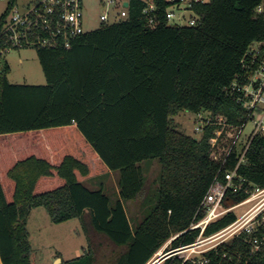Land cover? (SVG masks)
Returning <instances> with one entry per match:
<instances>
[{"label":"trees","instance_id":"1","mask_svg":"<svg viewBox=\"0 0 264 264\" xmlns=\"http://www.w3.org/2000/svg\"><path fill=\"white\" fill-rule=\"evenodd\" d=\"M17 1L9 0L1 23ZM261 1L212 0L198 6L199 26L151 27L143 2L131 0L121 22L69 48H35L45 84L12 83L9 65H0V264H32L28 221L40 206L55 223L77 218L86 236L84 253L62 264H147L174 235L165 251L195 240L199 231L186 230L230 141L212 146L214 124L195 137L172 120L182 111L233 123L245 115L225 88L250 44L264 39V18L254 13ZM254 146L240 172L264 186V137ZM154 159L161 170L150 188L143 163ZM234 162L235 155L226 167ZM110 171L119 172V191L86 184ZM245 197L231 193L224 202ZM139 200L133 215L126 204ZM248 264H264V254Z\"/></svg>","mask_w":264,"mask_h":264},{"label":"built area","instance_id":"2","mask_svg":"<svg viewBox=\"0 0 264 264\" xmlns=\"http://www.w3.org/2000/svg\"><path fill=\"white\" fill-rule=\"evenodd\" d=\"M140 1L151 27L163 22L168 26L182 27L199 26L202 15L197 8L212 0ZM130 2L97 0V5L102 8L97 28L125 20L129 16ZM85 9V0H31L23 7L17 2L4 22H0V63L13 49L69 48L74 39L91 31L84 28ZM254 13L264 18V0L255 7ZM240 64V73L225 91L244 108L245 115L233 123L223 114H197V133L208 125L215 126L214 136L210 139L212 146L222 137L230 141L220 168L186 230H198L199 233L192 243L165 251L179 234L174 235L147 264H161L174 255L181 259V264H211V252L214 253V264H248L250 257L264 254V186L250 181L240 172V167L248 163L249 154L256 152V139L264 137V39L250 44ZM249 124L252 127L247 130ZM233 155L234 165L227 168ZM231 193H243L246 197L233 205H226L225 198ZM230 214L235 215L231 221L206 233L210 225Z\"/></svg>","mask_w":264,"mask_h":264},{"label":"rangeland","instance_id":"3","mask_svg":"<svg viewBox=\"0 0 264 264\" xmlns=\"http://www.w3.org/2000/svg\"><path fill=\"white\" fill-rule=\"evenodd\" d=\"M17 2L20 7H23L28 5L31 0H18ZM85 2L84 28L93 30L99 26V16L102 8L97 5V0H85ZM8 4L9 0H0V17L7 10ZM5 59L8 60L10 65L8 73L10 82L46 83V77L35 48L10 50L1 60V63L5 62ZM197 120L199 121L197 114L182 111L173 117L172 123L185 133L200 137L201 134L195 131L198 124ZM251 127L252 124H249L247 130H250ZM143 167L146 171L148 187L151 188L160 175V162L157 159L147 161L143 163ZM117 173L119 175V172ZM28 228L33 249L32 264H56L58 258H61V262L58 264H62L63 260H71L80 256L87 248V239L77 218L55 223L43 206L32 210Z\"/></svg>","mask_w":264,"mask_h":264},{"label":"crops","instance_id":"4","mask_svg":"<svg viewBox=\"0 0 264 264\" xmlns=\"http://www.w3.org/2000/svg\"><path fill=\"white\" fill-rule=\"evenodd\" d=\"M3 63H7L9 65L8 60L6 59H5V62ZM3 63H0V65H2ZM117 172L118 171H110L108 174L100 175L88 181L87 182L88 184L87 183L86 184L91 187H98L100 185H103L104 187L109 188L110 192H113L115 190L119 191V185H118L119 175ZM126 206L129 208L130 213H141L140 200L139 201H129L126 204Z\"/></svg>","mask_w":264,"mask_h":264},{"label":"water","instance_id":"5","mask_svg":"<svg viewBox=\"0 0 264 264\" xmlns=\"http://www.w3.org/2000/svg\"><path fill=\"white\" fill-rule=\"evenodd\" d=\"M125 5H128V2H125ZM60 262H61V258H58L56 264H58Z\"/></svg>","mask_w":264,"mask_h":264}]
</instances>
